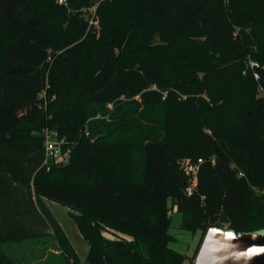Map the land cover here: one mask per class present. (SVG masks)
<instances>
[{
    "label": "trees",
    "instance_id": "obj_1",
    "mask_svg": "<svg viewBox=\"0 0 264 264\" xmlns=\"http://www.w3.org/2000/svg\"><path fill=\"white\" fill-rule=\"evenodd\" d=\"M69 4L0 0V264H18L6 244L48 235L63 257L32 264H183L175 207L203 235L264 231V0ZM96 4L99 39L76 13ZM109 105L102 132L92 120ZM127 106L166 122L128 124ZM45 127L71 146L50 170ZM199 158L188 195L183 161ZM43 198L74 211L84 261Z\"/></svg>",
    "mask_w": 264,
    "mask_h": 264
},
{
    "label": "rangeland",
    "instance_id": "obj_2",
    "mask_svg": "<svg viewBox=\"0 0 264 264\" xmlns=\"http://www.w3.org/2000/svg\"><path fill=\"white\" fill-rule=\"evenodd\" d=\"M57 3L60 4L58 0ZM98 5L99 4L87 7L84 6L76 12L78 16L77 18L84 19L88 23L87 33L90 31L93 35H95L96 39L101 37L103 29L101 17L97 13ZM62 6L67 8L68 11H71L69 2L68 4ZM66 23L68 24L69 20ZM87 33L83 36V38L87 35ZM42 96L46 99L45 92H43ZM46 103L47 102H45V104ZM113 110L114 107L112 105L102 108L101 111H99V114L93 118L92 123H94L95 126L103 132V130H106V125L104 123L110 121L112 122V118L109 117V114L110 111ZM123 110L129 118L128 124L134 123L135 126L143 122L147 124L146 129H151V120L158 121L161 125L166 122V117L162 107L145 108L141 106L140 108H137L135 106H127L124 107ZM102 112L106 113L104 114ZM87 131L89 133V129ZM139 158L141 159V157ZM46 205L63 227L69 241L73 245L80 259L84 261L88 255L90 246L80 231L75 219L71 215V212L74 211L67 206L51 200H48V204ZM170 216L171 224L169 232L174 237L170 242V246L185 255V261L183 264H193L205 235H203L202 230L194 232L183 229L181 227L182 214L176 207L171 210ZM225 228L227 227L225 226ZM106 235L112 237L110 233H106ZM4 249L17 259L18 264H32L35 261L59 260L63 257L62 250L58 249L53 235L29 239L20 243H9L4 246Z\"/></svg>",
    "mask_w": 264,
    "mask_h": 264
},
{
    "label": "water",
    "instance_id": "obj_3",
    "mask_svg": "<svg viewBox=\"0 0 264 264\" xmlns=\"http://www.w3.org/2000/svg\"><path fill=\"white\" fill-rule=\"evenodd\" d=\"M193 264H264V231L211 227Z\"/></svg>",
    "mask_w": 264,
    "mask_h": 264
},
{
    "label": "built area",
    "instance_id": "obj_4",
    "mask_svg": "<svg viewBox=\"0 0 264 264\" xmlns=\"http://www.w3.org/2000/svg\"><path fill=\"white\" fill-rule=\"evenodd\" d=\"M61 5L68 4L69 0H58ZM249 65L254 70V76L256 79L260 78L256 68L260 67V64L250 59ZM44 134V161L42 166H46L47 170L51 169L53 164L67 163L70 158L71 146L65 136H62L57 129L45 127L43 129ZM203 162L202 158L198 160L185 159L183 166L186 175L189 177V185L186 188V193L192 195L194 189L198 185V173L200 164Z\"/></svg>",
    "mask_w": 264,
    "mask_h": 264
},
{
    "label": "crops",
    "instance_id": "obj_5",
    "mask_svg": "<svg viewBox=\"0 0 264 264\" xmlns=\"http://www.w3.org/2000/svg\"><path fill=\"white\" fill-rule=\"evenodd\" d=\"M43 200H44V202H45L46 204H48V200H49V199L43 198Z\"/></svg>",
    "mask_w": 264,
    "mask_h": 264
}]
</instances>
